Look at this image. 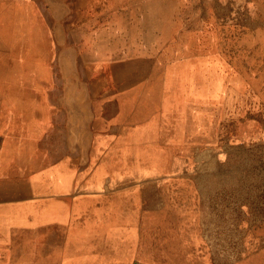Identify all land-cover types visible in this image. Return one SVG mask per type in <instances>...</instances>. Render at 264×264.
Segmentation results:
<instances>
[{"label":"rangeland","instance_id":"obj_1","mask_svg":"<svg viewBox=\"0 0 264 264\" xmlns=\"http://www.w3.org/2000/svg\"><path fill=\"white\" fill-rule=\"evenodd\" d=\"M1 1L0 74L44 98L50 161L79 156L58 148L73 138L63 97L82 98L98 197L60 199L63 263L153 264L120 261L131 225L159 217L161 242L168 230L199 264H264V0H52L57 16L48 0Z\"/></svg>","mask_w":264,"mask_h":264},{"label":"crops","instance_id":"obj_2","mask_svg":"<svg viewBox=\"0 0 264 264\" xmlns=\"http://www.w3.org/2000/svg\"><path fill=\"white\" fill-rule=\"evenodd\" d=\"M1 4L0 0V6ZM4 6L6 9V5ZM1 17L0 15V20ZM4 17L5 22H8V17ZM2 53L0 50V56ZM14 81L11 83L0 74V217L3 215V221L0 222V261L2 264H6L7 260H12L14 264H20L22 260H26L28 264L33 261H37L36 264H64L65 258L68 260L71 256L64 253V236L61 234V241L54 239L53 228L64 229V225H54L52 217L55 209L58 211L62 207V198H71L76 202V199L80 200L85 195L90 199L98 196L96 190H91L82 178L80 156L64 158V167L59 168L57 161H50L46 150L44 153V141L41 142L44 138V123L46 124L44 98L34 97L30 80L15 78ZM76 124L77 127L80 125H74ZM39 184H44V220L37 227L34 223L39 215L33 212L39 208L32 212L28 202L33 195L32 186L37 187ZM9 191L18 192L19 198L9 199ZM3 193L6 195L3 196ZM15 193L13 195L17 194ZM40 209L43 212V208ZM33 229L38 231L37 236L44 230L40 242L34 243L33 236L31 237ZM50 230L53 232H49ZM72 233L79 234L74 231ZM37 245L40 250L38 254H34L32 251ZM55 247L57 249L54 252ZM59 248L60 252L56 253Z\"/></svg>","mask_w":264,"mask_h":264},{"label":"bare ground","instance_id":"obj_3","mask_svg":"<svg viewBox=\"0 0 264 264\" xmlns=\"http://www.w3.org/2000/svg\"><path fill=\"white\" fill-rule=\"evenodd\" d=\"M48 1H49L50 5L52 7L51 9H52L53 15H56L57 16L58 14H60V13H58V9H57L58 7H57V5L52 0H48ZM54 31H56V30H54ZM56 34L58 35V31H56ZM57 62H58L59 68H60L59 69L60 73H62L63 76L70 75L71 70H69L70 64H69L68 58L65 57V56H60L59 59L57 60ZM60 98H62V97H60ZM64 98L67 99L65 101V103L67 105L68 111L70 110L69 112H71L68 115V121H69L68 127H71L73 129L72 130V135L73 136L71 135L73 138H72V141H71V139H69V137L66 135V138H64L65 140L62 141V143L59 145L60 148H58V149L59 150H62V149L63 150L64 149H73L74 151L76 150V152L79 154V156H81V149L82 148H85L84 146H85V143H86V139H85L86 133H85V130H83V125H84V122H85V115H84V112L85 111L82 112L81 107H80V105H81L80 100L82 98L76 96L75 95V92L70 91V90H67V93L65 94V96L63 97V99ZM70 107H71V109H70ZM57 112H58L57 116L59 118H61V116H64V114H65L64 111H57ZM75 123H79L80 125L77 127V124L74 125ZM41 142H43V141H41ZM46 149H47V147L44 146V153H45V150ZM63 159H64V157H60L58 159L57 158L54 159V161H57L59 168H63L64 167ZM113 164H116V163H113ZM118 164H119V162H118ZM48 180H49V178H48ZM1 187H3V186H1ZM73 187H74V184H73ZM32 191H33L32 192L33 195L31 196V199L28 202V205L32 207L31 208V209H33L32 212L34 210H37V208H39V210L34 211L33 213L34 214L38 213V215H39L38 218H37L38 220L34 224L37 225V227H40L42 225L43 220H44V215H43V213H44V204L43 203L44 202L42 201V197L44 195V184H39V185H37V187H33L32 186ZM81 191H83V189ZM9 192H11V193H9V196H10L9 199H18L19 198V193L18 192H16L18 195L15 192L14 193L16 195H13L14 194L13 191H9ZM19 192H20V190H19ZM4 195H6V194L3 193V196ZM1 201H2V198H1ZM11 208H12V206H11ZM40 208H43V212H41L42 210ZM40 213H42V214L40 215ZM1 217H0V222L3 221V215H1ZM167 223H168L167 221H165V220L164 221H161L160 218L158 217L154 222H152V223L151 222H148V226L145 224L143 226L142 230H141V228L139 229L137 226H135V223H133L131 225V227L133 229L132 230V235H131V236H133L132 238H133V242H134L133 249L131 250V252H129V255L125 259H122L120 262L121 263L122 262H127L128 263V262H130L132 260L133 257L141 254V256H142L141 259L143 261L147 260L148 262H151L153 264H199L194 259V256L189 252V250L187 249V247L182 246V248H181L182 250L181 251L179 249L180 248L179 246H177V248L173 246V249H170V241L173 238L172 237L173 234L169 233L168 230L165 231V237H166V239L169 240L168 244L167 243L165 244L164 242H161V240H163L162 235H163L164 232H163V230L160 231V229H162V228L154 227V226H158V224L159 225H163V224H167ZM151 227H154V230L153 229H150ZM36 232H38V231H36V230L33 229L32 230V234H31V237L33 236L35 238V235L37 236V233ZM1 236L2 235H0V238H1ZM92 236H94L93 235V232H92ZM37 237L40 238L41 235H39ZM71 238H73V237L71 236ZM3 240H6V239H3ZM38 242H40V241H38ZM97 247H98V245L96 244L95 245L96 250H98ZM95 248L93 250L94 251V254L96 253L95 252ZM57 252L58 251H56V253ZM36 262L33 261L31 264H36ZM14 263L15 262H13L12 260H7V263L6 264H14ZM21 263L28 264V262H26V260H22ZM0 264H2L1 261H0ZM38 264H44V263L39 262Z\"/></svg>","mask_w":264,"mask_h":264}]
</instances>
